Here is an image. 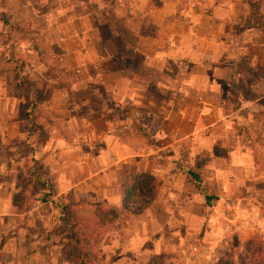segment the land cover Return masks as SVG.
I'll return each instance as SVG.
<instances>
[{
	"label": "crops",
	"instance_id": "0c3cea01",
	"mask_svg": "<svg viewBox=\"0 0 264 264\" xmlns=\"http://www.w3.org/2000/svg\"><path fill=\"white\" fill-rule=\"evenodd\" d=\"M252 1L264 8V0H246L248 8ZM77 2L75 48L68 50L61 28L59 58L72 55L82 72L95 50L97 76L78 84L110 102L88 106L92 118L83 126L94 136L74 149L45 140L46 203H70L79 212L83 203L96 218L106 208L113 212L97 226L101 264H216L229 253L238 264L255 236L264 244V10L256 8L257 24L244 27L250 12L233 11L236 0ZM55 5L20 0L14 26L48 21L53 10L61 12ZM103 23L120 42L115 52L100 31ZM3 69L0 64V264H69L48 233L50 206L14 201L25 190L17 184L19 166L30 163L17 156L15 143L32 123L14 102L4 106ZM188 171L199 177L207 201ZM142 173L156 180L155 198L140 213L124 212L122 189Z\"/></svg>",
	"mask_w": 264,
	"mask_h": 264
},
{
	"label": "rangeland",
	"instance_id": "374dc122",
	"mask_svg": "<svg viewBox=\"0 0 264 264\" xmlns=\"http://www.w3.org/2000/svg\"><path fill=\"white\" fill-rule=\"evenodd\" d=\"M54 1L57 4V11L61 9V12L55 13L53 10L48 21L31 19L18 24L17 28L9 30L1 19L11 20L9 23L14 26L13 16L17 17V10L14 8H17L20 0H0V64L3 65L5 72V75H3V94L6 95L4 106H8L6 103L11 104L14 102L13 105L21 112V118L31 121L30 124L32 123V127L30 126L24 132L23 138L15 143L14 151L17 156L22 159L27 157L30 163L29 166H26L23 162L22 166H19V172L22 175L17 180V184L25 190L20 191L19 194L17 192L16 196L14 195V201L26 208L44 203L45 211H48L47 207L50 206L52 214L48 223V233L57 236L59 239L60 251L62 258L65 260L64 254H66V251L69 250V253L73 256L76 253V248L67 240L65 226L60 225L59 209L54 205V203L60 202L52 200V205L47 204L46 202L50 200V193L41 191L46 184L43 175L44 168L40 162L45 154V140L54 144L63 141L68 150H72L77 144L91 139L94 133L83 126L86 121L92 118L86 112L87 108L90 105L97 107L101 104L106 105L110 102V97L105 94L101 95L100 99L97 96L94 97V93L99 90H93L91 87L86 88L87 86L83 85L80 87L78 84V79H81V81L82 79H95L97 76L96 70L91 66V61L97 54L95 50L89 54L88 59L91 60L85 68H82V72L77 71V62L72 58V55H67L68 59L64 62L60 60V39L65 38V35H61L63 33L61 28H64L66 36L69 37L66 47L69 51H72L75 46L73 45L74 41L71 40L75 38L74 34L77 28L74 25H76L75 19L79 15V9H77V0H66L65 2L64 0H53V8H56ZM237 1L238 3L234 2L232 5L233 11L236 13L250 12H248L250 14L249 18L248 16L243 18V26L248 27L257 24V20H253L251 17L252 13H256V8L253 6L248 8L246 0ZM62 10L64 11L62 12ZM262 10L264 8L257 7V13ZM261 23L262 21H259L258 25L261 26ZM99 27L102 34L107 37L108 46L115 52L120 45L119 40L110 37L109 28L104 23L100 24ZM262 27L264 28V25ZM138 61L139 58L135 57L129 61V64L135 66ZM38 62V67L42 65L41 69L37 71V77L39 78L30 77L29 70H31V66ZM152 73L154 75V71ZM259 75H263V72L259 71ZM7 96H10L9 101ZM15 96L17 99H14ZM113 103L119 104L118 102ZM46 110L51 111V113H46ZM142 117L140 116L142 121H145ZM149 125L151 127L155 126L152 122ZM33 135L37 136L35 142L30 140ZM97 149L98 147L94 148V151ZM164 153L170 155L167 151H164ZM6 155L8 156L9 153H6ZM72 156L74 157L73 154L69 153L70 160ZM30 171L38 175L39 178L34 180L35 176L32 178L28 174ZM35 192H37L36 196L30 198V194ZM85 208L88 207H85L82 203L80 211H84L83 214L87 216H92L90 210H85ZM103 216H100V218ZM96 220L100 224L104 217L103 219L97 217ZM87 249H90V247H84V250ZM92 249L91 247V251ZM98 250L99 245L96 246V252ZM95 258L94 255L91 259H88L87 264H101L96 262ZM68 262L69 264H77L72 260Z\"/></svg>",
	"mask_w": 264,
	"mask_h": 264
},
{
	"label": "trees",
	"instance_id": "16d2710c",
	"mask_svg": "<svg viewBox=\"0 0 264 264\" xmlns=\"http://www.w3.org/2000/svg\"><path fill=\"white\" fill-rule=\"evenodd\" d=\"M251 4L254 8H257L255 2L252 1ZM1 20L9 30L17 28L11 25L6 18ZM144 135L147 134L144 133ZM188 173L194 178L199 191L206 195L207 201V194L201 185L199 177L192 171H188ZM155 190L156 181L150 175L142 173L132 176L122 189L121 210L131 214L144 211L154 200ZM56 206L59 209L60 225L65 226L67 231V240L72 245H75L76 248V253L73 256H71L69 250L66 251V254H64L65 259L68 261L72 260V262L77 264H87V260L96 254V246L103 230L97 227L99 224L93 222L94 219L96 220V218H93L94 216H87L79 212L76 205L60 202L56 203ZM106 209H108L107 213L105 212L106 215L113 214V212L109 211V208ZM103 217L98 218L103 219ZM86 246L90 247V249L84 250ZM91 247L93 248L92 251ZM246 251L247 255L238 264H264V244L259 236H255L249 242ZM216 264H234L232 255L229 253L225 257L220 258Z\"/></svg>",
	"mask_w": 264,
	"mask_h": 264
}]
</instances>
